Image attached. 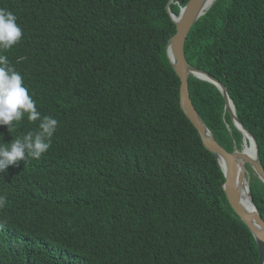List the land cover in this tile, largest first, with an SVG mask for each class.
Wrapping results in <instances>:
<instances>
[{"label": "trees", "instance_id": "obj_1", "mask_svg": "<svg viewBox=\"0 0 264 264\" xmlns=\"http://www.w3.org/2000/svg\"><path fill=\"white\" fill-rule=\"evenodd\" d=\"M0 0L23 29L3 52L42 116L49 150L0 172V264H258L252 234L220 190L215 157L179 105L167 57L171 13L189 0ZM186 61L227 89L264 169V0H215ZM216 141L242 148L219 90L189 75ZM25 116L0 140L38 130ZM250 170L264 220V185Z\"/></svg>", "mask_w": 264, "mask_h": 264}, {"label": "water", "instance_id": "obj_2", "mask_svg": "<svg viewBox=\"0 0 264 264\" xmlns=\"http://www.w3.org/2000/svg\"><path fill=\"white\" fill-rule=\"evenodd\" d=\"M171 1L172 0H170L169 3ZM214 1L215 0H189L185 6L180 9L177 16L170 12L168 5L166 6L167 13L175 24V33L167 42L166 52L169 62L180 82V108L197 130L203 146L215 157L224 178L220 190L224 193L233 212L252 234L258 250V264H264V220L260 217L255 204L252 202L246 168V166H248L264 185V169L258 158V146L252 134L237 119L233 102L229 98L227 89L224 85L208 73L191 66L186 61L184 55V44L189 31L198 19L209 10ZM189 75L207 81L219 90L224 100V106L229 113L234 127L243 136V144L240 150H237L234 146L233 150L228 152L216 141L211 131L204 124L189 97ZM246 144L250 147L252 146L253 155L250 156L246 154ZM242 187L244 188L245 196L250 202L249 206L244 205L241 200Z\"/></svg>", "mask_w": 264, "mask_h": 264}, {"label": "clouds", "instance_id": "obj_3", "mask_svg": "<svg viewBox=\"0 0 264 264\" xmlns=\"http://www.w3.org/2000/svg\"><path fill=\"white\" fill-rule=\"evenodd\" d=\"M17 19L12 11L0 8V126H7L10 133L25 116L28 121L39 123L38 130L18 136L10 143L0 140V172H6L10 165H16L19 161L41 159L49 150L59 124L52 116H42L21 73L11 64L7 55L2 54L17 45L23 36V29ZM5 203L6 197L0 195V208Z\"/></svg>", "mask_w": 264, "mask_h": 264}, {"label": "bare ground", "instance_id": "obj_4", "mask_svg": "<svg viewBox=\"0 0 264 264\" xmlns=\"http://www.w3.org/2000/svg\"><path fill=\"white\" fill-rule=\"evenodd\" d=\"M215 2V1H214ZM245 152L246 154L248 155H253V148L252 146H248L247 144L245 145ZM249 181V180H248ZM241 200L243 202L244 205H248L249 206V200L247 199V197L245 196V191H244V188L242 187V190H241Z\"/></svg>", "mask_w": 264, "mask_h": 264}, {"label": "rangeland", "instance_id": "obj_5", "mask_svg": "<svg viewBox=\"0 0 264 264\" xmlns=\"http://www.w3.org/2000/svg\"><path fill=\"white\" fill-rule=\"evenodd\" d=\"M247 173H248L247 180H249V177L251 176L250 170L247 169Z\"/></svg>", "mask_w": 264, "mask_h": 264}]
</instances>
